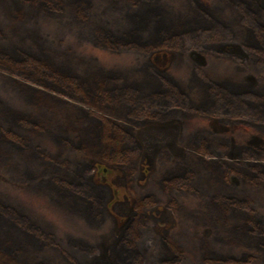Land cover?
<instances>
[{
	"label": "rangeland",
	"instance_id": "obj_1",
	"mask_svg": "<svg viewBox=\"0 0 264 264\" xmlns=\"http://www.w3.org/2000/svg\"><path fill=\"white\" fill-rule=\"evenodd\" d=\"M69 2L66 0L67 8H61L57 16L41 11L43 23L38 21L37 26L51 32L49 48L56 50L63 43L74 45L72 54L66 52L64 57L69 56L80 66L85 65L81 54L94 57L93 63L100 68L146 63L161 76L163 85L133 113L132 107L123 102L131 99L130 88L114 87L116 91L99 81L108 88L101 97L108 103L99 101L92 106L85 97L83 102L62 93L58 79L47 78L48 85H41L0 69L2 116L7 118L5 114L14 111L36 112L23 102V95L30 92L29 97L35 101L36 93L42 92L51 112L47 123L40 126L39 138L31 136L48 155L64 152L55 155L60 156L59 163L50 171L43 170L45 161L36 149L25 152L23 158L14 152L17 172L10 175L38 186L41 194H27L25 198H30L36 209L45 208L55 220H64L65 229L74 234L75 247L62 254L49 253L50 246L44 248V254L51 257L49 264H156L159 257L176 262L183 255L168 242L172 236L208 238L205 231L215 224L221 225L222 234L240 241V232L244 231L241 222L230 216L217 224L223 217L222 209L232 207L228 197L218 196L209 202L215 218L193 210L205 208L202 193L215 187L211 162L244 159L249 143L250 147H264V92L249 75L264 78V64L250 56L256 48L264 49L260 26L264 0H84L82 12L78 10L80 5ZM139 9L147 15L140 21L145 26L134 29L132 16ZM156 20L163 31L155 34L157 38L148 43L150 49L139 60L137 55L143 52L130 45L136 44L133 40L141 41L136 34L149 38ZM243 24L257 34L245 32ZM8 41L5 46H10ZM176 50L182 54H176ZM126 69L116 73L115 85L129 76L131 72ZM103 72L111 75L112 70ZM96 76L101 75L85 78V85H93ZM226 95L231 102L226 101ZM162 99L168 101L165 110L160 105ZM223 101L226 107H221ZM67 116L70 122L63 130ZM105 124L111 126L104 128ZM112 127H117L126 145L115 155H120V160L114 164L106 162L113 157L106 150L112 145L108 143L112 139L108 132L114 133ZM242 141L244 145L236 144ZM198 158L202 166L192 164L191 160ZM231 178L238 184L236 175ZM259 190L254 197L264 208V187ZM62 207L75 214L65 213ZM187 211L195 220H187L182 214ZM13 243L14 238L0 227V247ZM162 243L166 250H158ZM214 246L220 250L219 244ZM229 246L234 248V262L238 264L244 245L237 242ZM183 264L195 263L191 260Z\"/></svg>",
	"mask_w": 264,
	"mask_h": 264
},
{
	"label": "trees",
	"instance_id": "obj_2",
	"mask_svg": "<svg viewBox=\"0 0 264 264\" xmlns=\"http://www.w3.org/2000/svg\"><path fill=\"white\" fill-rule=\"evenodd\" d=\"M68 2L73 4L77 3V5H80V9L78 10L80 12L83 11L84 5L81 3L84 0H68ZM228 6L233 9L232 5L228 4ZM64 7L67 8L66 0H0V69L8 71L12 77L17 74L25 80L41 85H48L47 78L53 80L58 79L57 81L61 82L63 86L62 93L76 98L78 101L84 102L88 99L92 106H94L95 102L99 101L108 103L101 99L104 96L103 93L108 91V88L107 86L99 85V81L104 83V85L113 86L112 88L120 87L128 90L130 88L133 90L129 92L131 93V99L129 100L127 98L123 102H126L127 105L129 104L132 107L133 113L137 112L139 105H141L139 103L148 102L147 98L151 100L152 95L157 94V91L160 90V86L163 85L160 81L161 76L151 69L150 66L148 67L146 63H139L137 67L135 65L133 66V64L125 65L127 69L119 64L113 65L112 67L114 68L110 67L111 69L108 67L100 68L93 63L94 57L89 54L80 55V60H84L85 62L84 66H80L69 59V56L67 58L64 57L66 52L72 54L74 45L63 43L56 50L49 48L48 43L51 42V39L53 40L51 32L37 26L38 21L43 23L40 20L41 11L47 13V15L52 12L57 16L60 14L61 8ZM37 8L40 10L37 11ZM24 11L28 13H23ZM143 12V10L139 9L138 14L132 16L135 21L134 29H139V26L144 28V23L140 21L144 20L147 15ZM260 17L262 18L260 26L264 30V11L260 13ZM81 19L84 20V18ZM6 20L8 23H6ZM145 20L148 21L149 19L147 20L146 18ZM161 27L160 21L156 20L153 28L150 30L149 41V38L144 39L142 33L136 34L141 41L133 40L136 44H131L130 47H135V49H140L143 52L137 55L139 60L147 54L145 53L147 48L150 49L147 46L151 45L148 43L154 40L153 37L157 36L155 34L163 31ZM242 29L250 34L256 33L249 25L243 24ZM141 31L142 29L138 32ZM7 39L11 40L8 41L10 46L4 45ZM144 43H147L146 46ZM263 51V48L258 47L254 53L252 51L250 52V56L257 59L256 63L259 60L264 64ZM175 53L182 54V51L176 50ZM124 69L131 73L125 79H119L118 81L120 82L115 85L114 77L116 73H120ZM128 69H131V71ZM110 70H112L111 75H104L103 71ZM89 75L101 76L95 77V83L93 85H85V82H87L85 78L88 79ZM249 75L257 80L258 85L256 87L264 92V78L262 79L259 74L258 76L253 73ZM114 89L116 90L117 88ZM29 93L23 95V102L29 103L32 108L36 109V112H30V110L28 112L12 111L13 113L9 114V116L5 114L7 118H4L0 107V227L14 238V243L8 245L9 247L7 245H5V248L0 247V264H49L51 257L49 254H44V248L50 246L52 250H48L49 253L54 251L61 252L62 254L66 249L69 250L71 247H75L74 234L65 229L66 223L64 220H55L45 208H41L40 211L36 209V204L30 201V198H25L27 194H41V191L37 188L38 186H31L27 182H20L18 179H12L10 177V175H14L17 172L14 152L18 153V157L21 156L23 158L25 152H31L36 149L45 161V169H43L45 171H50L54 164L59 163L58 158L60 156L55 155L64 153L59 150L57 153L52 152L51 155H48L45 150L46 148H42L37 143L38 140L34 142L31 134L39 138L38 136L41 132H39L40 126L45 124V122L47 123L51 112V105L46 102L42 92L36 93L35 96L37 99L35 101L29 97ZM1 98H3L2 94L0 95ZM216 99H218V95ZM225 99L226 101H232L227 95ZM156 100L158 101V99ZM226 101L221 103V107L227 106H223L226 104ZM252 102L255 101L253 100ZM258 104H261V102ZM160 105L165 110L168 105L167 99L160 100ZM69 120L70 118L67 116L65 123L61 127L63 130L68 127L67 123L70 122ZM94 120H98L97 116ZM110 126L109 124H105L104 128ZM261 126L264 128V122L261 123ZM116 128L114 129L112 127L113 134L107 131L109 133L108 136L112 138L108 140V143H112V145L109 148L106 147V150L113 157H110L106 162L113 164L120 160V155H115L120 154L122 151L120 149L126 146L124 136ZM60 136L62 137L64 135L60 134ZM2 137L4 138L2 139ZM55 137L56 139L59 138L57 142L61 143V138L57 135ZM241 143L243 144L244 141L236 144L240 145ZM60 146H63V143ZM253 147H250V143L247 144L248 153L244 159L230 160L228 158H221L220 161H215L216 164L211 162L213 166L212 174L216 182L215 187L202 193L205 196V208L193 210L195 214H197L196 211H199V213L206 212L207 216L215 218L212 209H209L211 206L209 202L216 200L218 196L220 198L228 197L232 203V207H225V210L222 209L221 215L223 217L219 219L217 224L220 223L222 218L229 219L230 216L232 220L236 219L241 222V227L244 228L241 229L244 231L240 232L243 235V238H240L242 241L235 240L231 236L230 238L229 236H225L220 231L221 225L216 224L208 228V231H205V234H209L208 238L192 237L190 234L188 236L175 234L174 237L172 236V241L169 240L168 242L172 243L174 245L173 247H177L183 256L176 262H166L159 257L156 264H183L191 260L195 264H236L234 262L236 258L234 248H231L229 245L237 242L244 245L245 248L241 250V253L244 254L238 264H264V208L257 203L254 197L260 194L259 187H264V147ZM191 161H194L192 163L193 165L197 163L202 166L201 158ZM26 170L27 173L32 175L29 168H26ZM234 175H236L235 180L238 184L232 181L231 177ZM52 201L53 203L56 202L53 199ZM240 202H243V206L240 205ZM228 208L232 210L230 215L226 210ZM62 209L71 216L75 214L74 212H72L73 214L69 212L65 207H62ZM188 212L182 214L185 215L187 220H195L196 217H190V212ZM86 217L88 216L85 215L84 218ZM63 222L65 223L64 229L62 227ZM197 235H200L199 231ZM198 238L201 240L199 244L196 241ZM216 243L219 244L220 250H215L214 244ZM23 246L26 250H24ZM158 250H166L164 243H162V247L158 248ZM217 252L221 255L217 256ZM194 254L195 257H193ZM194 258H197L196 261H194Z\"/></svg>",
	"mask_w": 264,
	"mask_h": 264
}]
</instances>
